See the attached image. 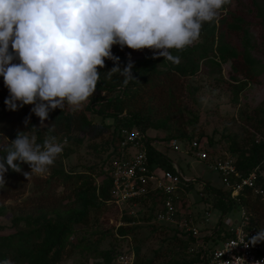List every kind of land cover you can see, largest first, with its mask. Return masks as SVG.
<instances>
[{
    "label": "trees",
    "instance_id": "16d2710c",
    "mask_svg": "<svg viewBox=\"0 0 264 264\" xmlns=\"http://www.w3.org/2000/svg\"><path fill=\"white\" fill-rule=\"evenodd\" d=\"M251 1L254 3V11L259 17L260 25L264 24L255 0ZM228 16L229 19L218 18L222 26L226 30L245 33L246 28L241 17L234 13H228ZM204 26L199 43L183 51L173 50L172 54L179 57L178 63L164 60L163 57L153 58L154 53L145 52L131 60L134 65L132 73L136 79L131 80L127 86L122 84L123 77L118 73L109 76L108 71L115 65L112 60H106L105 66L99 69V81L90 102L83 110L75 113L67 107L63 111L59 108L51 111L45 121L48 126L54 125L51 131L38 126L37 117L31 113L32 105H25L16 111L7 108L4 101L9 93L4 86L3 77L0 76V156L5 155L2 149L16 138L18 131H26L27 135L36 137V143L39 144L43 143L46 136H67L75 144L86 138L93 142L89 147L96 161L83 167L88 172L63 171L58 168L46 177L32 175L28 178L32 180L31 192L22 196L19 202L23 207H30L33 212L22 217H12L10 227H1V231L7 232H0V261L9 259L13 264H58L64 255L67 256L73 250H77L86 262L89 258H107L112 253L116 255L121 252L115 250L113 244L108 249H99L98 244L102 236L94 241L83 237L74 243L68 240L75 225L98 224L99 213L106 210L109 204L112 205L111 184L106 167L117 155L119 129L134 126L146 134L148 164L152 168L173 171L172 165L164 155L150 143L168 142L172 139L185 142L184 144L191 141L192 130L198 120V107L197 86L190 83L188 78L196 72V62L203 58L209 60L215 54L222 61H230L232 75L234 74L235 78L236 75L241 76V80L235 79L230 85L231 106L237 105V94L256 76L251 66L253 59L246 49L240 52L223 44L216 46L217 25L211 22L209 28L205 24ZM261 42L264 45V40ZM125 49L127 47L123 50ZM123 50L118 45L112 48L113 54L119 57L121 68L129 62V57L124 55ZM14 62L19 63L18 60ZM28 117L30 123L26 126L24 121ZM106 119L110 120V123H106L104 121ZM221 124L223 133L220 137L226 138L227 143L225 153L218 159L233 156L236 170L242 175L257 165L259 170L264 168V104L254 108L238 105L235 118L226 119ZM148 131H163V136L151 137L147 134ZM106 132H109V139L94 141ZM210 144L211 139H208V145ZM64 155H67V152ZM20 167L22 169V164ZM23 172V169L21 172L9 169L5 173V184H0V201L9 195L8 190L14 189L13 186L18 181L26 178ZM93 172L101 176L98 183L94 182ZM193 183H197L199 190L211 194L214 199L213 207L220 208L221 214H224L229 202L236 203L229 197L227 189L226 197H222L220 191L213 189L207 181L198 183L194 179L187 185ZM255 183L264 192V176L259 171ZM17 185L20 187L18 183ZM253 196L251 197L249 189L244 188L238 194L239 204L250 220L261 229L264 228V220L262 222L260 220L264 216V202L259 196ZM148 198L151 204L144 203V200L137 201L136 205L142 207L135 210L132 215L125 213L124 210L119 212L112 205L120 213L122 221V224L114 228L117 235L128 234L130 230L127 226L130 224L137 226L141 221L153 219L159 206L155 194H148ZM64 206L69 208H60ZM146 208L152 210L145 215ZM171 229L174 235L170 240L177 242V249L175 244L172 245L157 264H204L200 249L191 252L190 256L185 253L187 243L191 244L193 238H182L176 229L172 227ZM229 235L228 232H223L222 238ZM198 237L203 241L207 239L205 234ZM133 256L132 264H156V257L143 259L137 252Z\"/></svg>",
    "mask_w": 264,
    "mask_h": 264
},
{
    "label": "clouds",
    "instance_id": "9594fccd",
    "mask_svg": "<svg viewBox=\"0 0 264 264\" xmlns=\"http://www.w3.org/2000/svg\"><path fill=\"white\" fill-rule=\"evenodd\" d=\"M229 4L231 0H0V76L9 93L4 103L11 111L32 105L40 128L51 131L54 125L45 124L51 111L67 107L75 113L90 102L106 60L115 65L109 76L118 73L124 86L136 79L131 60L121 68L113 46L148 49L153 58L178 63L173 50L193 45L204 24L217 20ZM2 150L0 184H5V173L21 172L24 163L31 169L23 173L26 178L43 175L63 145L55 136L39 144L36 137L18 131ZM260 242L264 228L240 243L248 247ZM0 264L13 262L4 259Z\"/></svg>",
    "mask_w": 264,
    "mask_h": 264
},
{
    "label": "rangeland",
    "instance_id": "374dc122",
    "mask_svg": "<svg viewBox=\"0 0 264 264\" xmlns=\"http://www.w3.org/2000/svg\"><path fill=\"white\" fill-rule=\"evenodd\" d=\"M255 4L260 9V15L264 20V0H255ZM254 9V3L251 0H231V4L225 6L219 16V18L225 17L229 19L228 13H234L241 17L244 22L243 26L246 28L245 33L243 31L233 32L226 30L218 19L213 21L218 27L215 41L216 46L223 44L240 52L246 49L249 56L253 59L251 66L256 76L251 81H248L237 94V105L231 106L230 85L234 83L233 80L235 79L241 80V76L236 75L235 78L234 74L232 75L230 61H222L216 54L209 60L207 58L200 59L196 62V72L188 78L190 83L197 86L196 103L198 107V120L192 130L193 137L190 142H199L206 150L207 158L204 161L197 160L187 151L185 142L178 141L177 150H173L166 141L152 142L153 147L162 153L171 165H177L181 175L192 177L198 183L199 181L209 182L213 189L220 191L219 193L222 197H226L225 188L221 184L218 174L208 168L209 164L219 160L218 158L222 157L226 151L225 143H227V140L220 137V134L223 133L221 123H224V120L231 117L235 118L238 105L254 108L259 104H264V45L261 42L264 40V24L260 25L259 17L255 14ZM205 25L209 28L211 23H205ZM200 41L199 38L193 45ZM144 52L153 54L148 49L134 51L127 48L123 50L124 55L128 56L130 60L140 57ZM104 121L110 123L108 119ZM37 124L40 126V119L38 117ZM147 133L151 137L163 136V131H148ZM56 138L63 145L62 154L57 157L55 163L43 175L35 176L46 177L58 168L63 171L84 170L88 172L83 167L96 162L89 147L90 143L93 142L84 138L81 143L75 144L67 136L58 135ZM107 138L109 139V132H106L102 137L94 141L98 142ZM208 139H211L210 145H208ZM66 152L67 155H64ZM22 169L23 173L31 171L29 165L26 163L22 164ZM259 172L264 176V168H260ZM92 174L94 182L98 183L101 176L96 175L95 172ZM17 183L21 188L18 187ZM17 183L13 186L14 189L8 190L9 195L0 201V232H7V230L1 231V227H10L12 217H22L27 213L33 212L30 207H23L19 202L22 196L30 194L32 180L22 178ZM197 189V183H193L192 185L186 184L184 186L185 192H181L176 202L177 207L182 216L189 213L194 218L199 235H207V239H205L206 246L212 248L220 244L223 239V232H226L225 229L233 227L239 220L240 206L231 201L225 208L224 214H221L220 208L213 207L214 199L211 194ZM58 190L59 188H57ZM251 197L254 196L251 195ZM141 207V205H135L132 209L135 211ZM60 208L67 209L69 207L64 206ZM150 209L152 210V208H146L144 211L145 215ZM139 211L141 213V210ZM207 212L208 215L205 217ZM119 214L109 204L106 210L99 213L98 224L75 225L68 240L74 243L83 237V239L94 241L102 236L98 244L99 249H108L113 244L115 250L123 252L132 251L133 254L137 252L139 257L143 259L156 257V264L161 260L162 256H165L167 250L172 245L175 244V249H177V242L170 240L172 235H174L171 227L168 224L153 221V219L141 221L137 226H131L133 224H130V226H127L130 230L128 234L124 236L117 235L114 228L122 224ZM91 216L92 213H90ZM260 220L262 222L264 216ZM217 225L219 226L218 229ZM195 250L196 247L194 245L187 243L185 249L187 256H190L191 252ZM114 255L112 253L107 258H89L85 262L80 253L77 250H73L69 255H64L58 264H115Z\"/></svg>",
    "mask_w": 264,
    "mask_h": 264
},
{
    "label": "built area",
    "instance_id": "2783aa9c",
    "mask_svg": "<svg viewBox=\"0 0 264 264\" xmlns=\"http://www.w3.org/2000/svg\"><path fill=\"white\" fill-rule=\"evenodd\" d=\"M177 142L172 139L167 144L173 150H177ZM150 144L153 146L152 143ZM146 145V134L136 127L119 129L117 155L106 167L111 184L110 203L119 212L124 210L125 213L132 215L134 214L132 207L137 204V201L144 200V203L151 204L148 194H155L159 209L155 212L153 221L168 224L176 229L182 238L192 237L191 244L196 247V250H201L204 264H224V261H230L236 257L243 259L234 260V264L264 262V242L248 247L240 243L242 239L247 241L260 230L259 226L250 220L239 204L238 198V194L247 188L251 195L259 196L264 202V192L255 183L259 171L258 165L242 175L237 172L234 160L229 156L209 164L208 168L219 175L221 184L229 191V197L240 206V214L234 226L226 229L230 235L222 239L218 246L208 248L206 241L198 237L194 218L189 213L182 216L176 203L181 192H185L184 186L193 178L181 175L176 164H172L173 171L152 168L147 162ZM185 147L197 160L204 161L207 158V152L199 142H187ZM133 258L132 251H121L115 255L114 262L115 264H132Z\"/></svg>",
    "mask_w": 264,
    "mask_h": 264
},
{
    "label": "crops",
    "instance_id": "0c3cea01",
    "mask_svg": "<svg viewBox=\"0 0 264 264\" xmlns=\"http://www.w3.org/2000/svg\"><path fill=\"white\" fill-rule=\"evenodd\" d=\"M151 132H155V131H151ZM148 134V133H147ZM205 217H207V215L205 216ZM226 230V229H225Z\"/></svg>",
    "mask_w": 264,
    "mask_h": 264
}]
</instances>
